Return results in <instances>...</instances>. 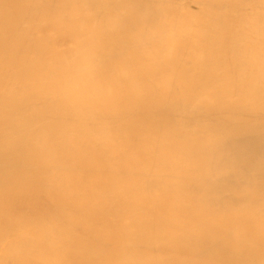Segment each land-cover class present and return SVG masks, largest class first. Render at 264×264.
<instances>
[{
  "label": "bare ground",
  "instance_id": "obj_1",
  "mask_svg": "<svg viewBox=\"0 0 264 264\" xmlns=\"http://www.w3.org/2000/svg\"><path fill=\"white\" fill-rule=\"evenodd\" d=\"M0 264H264V0H0Z\"/></svg>",
  "mask_w": 264,
  "mask_h": 264
}]
</instances>
